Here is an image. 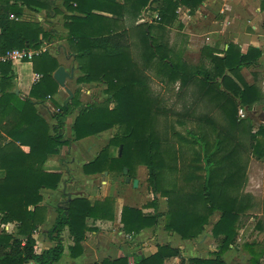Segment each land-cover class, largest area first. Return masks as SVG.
Here are the masks:
<instances>
[{
    "label": "trees",
    "instance_id": "16d2710c",
    "mask_svg": "<svg viewBox=\"0 0 264 264\" xmlns=\"http://www.w3.org/2000/svg\"><path fill=\"white\" fill-rule=\"evenodd\" d=\"M61 1L65 8L84 14L67 16L64 24L68 28L70 52L80 72L75 84L101 85L105 99L82 105L74 91L71 98L58 104L52 98L59 90L53 73L60 64L48 52L23 61L31 63L33 72L39 76L27 95L16 88L13 64L0 61V224L13 225L10 233L0 231V264L58 262L65 250L60 241L64 230L72 241L67 248L68 256L76 259L83 253L81 243L86 234L96 230L87 225V219L114 220L113 198L91 203L80 195L68 200V194L64 193L56 208L55 222L47 233L55 245L41 253L35 251L33 235L46 220L41 192L58 189L61 180L60 173L43 169L48 156L58 155L63 146L72 142L113 128L116 133L109 138L108 145L82 166V173L123 176L122 170L126 168L128 177L136 166L147 169V187L153 197L142 209L122 207V234L134 238L143 229L156 227L164 218L165 232L177 235L182 241H194L217 214L210 228L215 251L209 258L193 257L187 262L227 264L223 255L237 247L240 219L252 207L250 196L242 191L246 179L245 157L251 154L257 160L264 159V124L258 125L256 132L252 130L254 106L260 103L261 95L240 74L241 69L258 65L261 51L249 47L242 53L238 46L229 43L226 49L202 48L209 68L182 62L156 34L174 25L180 8L193 14L206 0H121V4L120 0ZM259 7L264 12V0H260ZM148 8L159 19L152 24H137L140 14ZM24 10L44 11L47 19L60 13L55 0H0V58L9 50L37 49L55 38V32L49 29L52 23L46 22L47 29L40 22L24 20ZM95 11L126 17L133 26L119 31L116 20ZM111 23L115 24L105 27ZM100 25H103L100 31H79L81 27ZM133 40L138 43L142 68L131 54ZM148 65L166 80L178 81L180 88L192 84L199 96L216 101L226 126H216L209 116L195 118L190 110L183 117L194 118L198 125L185 129L184 135L167 122L161 126L159 118L166 111L149 88L144 72ZM47 101L56 109L52 126L36 109ZM238 108L245 110V118H238ZM75 111L71 136L67 138L61 119ZM176 124L184 125L181 117ZM109 146H121L120 155L109 158ZM158 196L166 200L165 212L159 211ZM143 209L152 212L144 213ZM243 248L250 258L246 263L236 264H259L261 253L252 244ZM133 257L132 264H165L172 258H179V264L185 263L182 250L168 243L157 244L151 255L135 253ZM92 264H129V256L104 258Z\"/></svg>",
    "mask_w": 264,
    "mask_h": 264
},
{
    "label": "crops",
    "instance_id": "0c3cea01",
    "mask_svg": "<svg viewBox=\"0 0 264 264\" xmlns=\"http://www.w3.org/2000/svg\"><path fill=\"white\" fill-rule=\"evenodd\" d=\"M55 2L59 5L60 13L54 18L47 19L44 11L35 13L29 10H24L23 19L40 22L47 29L49 24L46 22L52 23V26L49 27V29L55 32V38L53 37L48 44V53H50L51 56H53L60 66H63L66 71L69 68H73V75L68 77L65 81V85L70 91L72 87L76 86L75 80L80 73L77 69L76 62L73 59L74 57L70 52V46L67 41L68 28L64 26L65 17L72 15L82 17L84 14L65 8L62 6L61 0H55ZM121 2L122 1L120 0V4ZM259 4L260 0H206L193 14H190L188 10L183 8L181 12L184 13H182L183 15L178 17V19H180L182 24L181 33L184 35L182 36L184 38L179 42L176 53L177 55H180L182 50L186 51L187 48L190 47V44L187 42L194 38L202 39L203 42L207 44L206 46L224 49L227 48L229 43H232L238 46L242 53H246L249 47L259 49L261 51V57L258 61V65L255 67L243 68L241 69L240 74L248 85H255L260 92V103L255 105L254 109L260 107L264 110V12L260 11ZM71 7L74 8L75 3H72ZM150 8L140 14L137 24L142 23V17L154 13ZM94 13L116 20L117 29L119 31L122 29H128V19L126 17H112L108 13H100L97 11ZM112 24L115 23L107 24L105 27ZM102 28L103 25L97 27H81L79 31H100ZM134 41L136 42V40H133V43H135ZM135 44H137V42ZM138 60H140L139 50ZM13 72L15 75L14 82L16 88L22 94L27 95L31 86L37 80V75L33 72L31 63L18 62L13 64ZM99 90L102 91V87L96 83L84 84L80 86V92H85L88 95L91 93L94 94ZM52 98L58 104L62 105L68 98V94L59 87L58 93ZM96 103H99V100H96ZM36 109L49 123V125L52 126L55 124L53 115L55 114L56 109L49 101H47L45 105H38ZM75 115L76 111L71 116L61 119V122L64 125V134L67 138H70L71 136L70 128L74 122ZM262 120H264V115L261 122ZM112 130L113 133L110 137L116 133L115 128ZM101 135L89 136L76 142H72L69 146H63L58 155L48 156L46 162L44 163L43 169L50 173H60L61 180L58 185V189L42 190L41 192L43 198L41 204L46 208V220L42 225H40L38 230L33 235L36 242V253H41L44 250L54 247L55 245V242L48 238L47 233L55 222L57 217L56 208L58 203L61 201L62 194L65 193L70 196V199L80 195L86 197L91 203L94 201H101L106 197H111L115 200V218L113 221L97 222H92V220L87 219V225L95 228L96 230L86 234V239L81 243L83 253L76 259H72L68 256L67 248L72 245V241L68 236L67 231L64 230L60 237V241L65 248L64 254L60 260L54 264H92L94 262L101 261L104 258L115 259L122 255H128L129 261H134L133 254L135 253H138L139 255L143 254L144 256L153 254L156 251V246H151L150 243L155 240L162 239L164 236L171 238V241L167 242L168 244L172 247L176 246L182 250V258L185 261L184 264H189L187 260L193 257L209 258L207 255L204 256L194 253L195 251L204 252L207 248L210 252L215 251L216 246L213 248L209 243L210 240L214 241L210 234H207V236L206 234H203V236H199L198 239L194 241H182L177 235H169L163 230L164 218L159 220L156 227L143 229L134 238H129L128 236L122 234L120 231V213L122 207L130 206L138 209H142V207H137L135 199L132 200L131 204V201L128 199L125 201L123 198L119 201L115 197V184L116 179L118 178L115 174L101 173L87 176L82 173V166L95 159L98 153L108 145L110 137L105 138L104 135V137ZM62 153H64L65 158L61 157ZM107 153L109 158H115L119 156V148L109 146ZM246 175H249V171L248 173L246 172ZM98 182H100L102 186H100ZM250 184L251 187L255 184L252 177L250 178ZM247 187H250V185ZM131 196L132 194L129 193L124 195V197ZM119 202L122 203L120 204ZM158 207L160 212H165V209H167L164 206L162 198L158 201ZM143 212L151 213L152 210L143 209ZM1 229L10 233L13 229V225L0 224V231ZM176 241H179V244L172 245ZM156 243L162 245L161 242ZM163 244H166V242ZM235 250H239L238 244L237 247L231 249L223 255V259L227 264H229L227 262V257L230 254H233ZM175 261H179V258L169 259L165 264H174Z\"/></svg>",
    "mask_w": 264,
    "mask_h": 264
},
{
    "label": "rangeland",
    "instance_id": "374dc122",
    "mask_svg": "<svg viewBox=\"0 0 264 264\" xmlns=\"http://www.w3.org/2000/svg\"><path fill=\"white\" fill-rule=\"evenodd\" d=\"M183 8L178 10V17H181L184 12H181ZM145 11V10H144ZM181 12V13H180ZM156 12L153 14L146 15L142 17V22H146L148 24H152ZM128 29L133 26L132 20L128 19ZM182 24L180 19H178L174 25L170 28H165L161 32H157L156 36L159 35L161 37L163 43L172 49L174 53L177 55V46L184 36L182 33ZM133 42V41H132ZM135 42V41H134ZM137 42V41H136ZM135 42V43H136ZM206 42V41H205ZM134 43V44H135ZM190 44V47L187 50H182L181 54L179 55L182 62H184L188 66H196V67H205L209 68L210 63L205 59L204 55H202L201 50L207 44L203 42L202 39L194 38L191 41L187 42ZM211 46V45H210ZM138 43L133 45L131 48V54L137 63H139L140 67L142 68L141 59L138 60ZM72 69V70H71ZM67 69L69 76L73 75V68ZM149 88L152 92V95L158 99L159 106L166 111V114L159 118V123L163 126L166 122L174 126L175 130L180 132L181 134H185V129H194L198 125L194 118L184 116L183 114L185 111L190 110L192 114H195L194 117L198 116H209L212 119V122L215 123L218 127L226 126V121L224 115L221 113L220 108L218 107L216 101H210L206 96H199L197 94V88L194 85H188L185 88L179 87V82H170L159 75L156 69L152 65H148L144 70ZM80 73V72H79ZM80 76V75H79ZM102 87V91H98L94 94H86L85 92H80V86H74L70 91L73 93L76 91L79 94L80 102L83 105L91 104L92 102L96 103V100L99 102L104 101L105 95L103 93L104 87ZM264 110L263 108H255L253 110L252 116L254 117V122L252 123V130L256 132L258 125L264 124L263 118ZM178 117L182 118L183 126L176 124ZM116 130V128H115ZM113 133V130L107 131L106 133H102V137L109 138ZM106 134V135H105ZM115 134V133H114ZM104 135V136H103ZM186 150V146L184 147ZM186 155H190V152H185ZM248 156L245 157L246 162V172L249 175L245 176V181L243 184L242 191L250 196V201L252 203V207L248 211L247 215L241 217L240 225H239V235H238V249L230 254L227 257V262L229 264H236V263H246L250 258L249 252L244 249L245 244H252L253 249L257 251V253H261L259 264H264V159L257 160L255 157L250 156L251 154H247ZM61 157L65 158L64 153L61 154ZM63 159V158H62ZM123 175V170H122ZM116 184H115V197L120 201L124 198L131 201L135 199V204L137 207H143L144 204L149 202L152 199V193L150 192L149 188L147 187V169L145 166H136L133 171L131 172L130 182H125V177L117 176ZM255 181L253 187L250 184V178ZM138 180V187L134 188L132 186V181ZM101 181V180H100ZM100 186V182H98ZM250 185V187H247ZM253 185V183H252ZM248 192V193H247ZM127 193L132 194L131 197H124ZM254 194V195H253ZM162 197L158 196V201L161 200ZM164 201V206H166L165 198H162ZM120 204L122 202H119ZM166 210V209H165ZM218 218L217 214H214L210 220L209 224L204 228L203 234H210L211 226L216 222ZM10 230V229H9ZM177 240V239H176ZM171 241L170 237H163L162 239L155 240L151 242V246H156V242L167 243ZM173 241V240H172ZM211 247L216 246L215 241L210 240ZM179 244V241L174 242L172 245ZM208 245V244H207ZM206 245V246H207ZM176 247V246H174ZM206 248V247H205ZM210 251L208 248L204 252H196L194 254L198 255H210ZM174 264H179V261H175Z\"/></svg>",
    "mask_w": 264,
    "mask_h": 264
},
{
    "label": "built area",
    "instance_id": "2783aa9c",
    "mask_svg": "<svg viewBox=\"0 0 264 264\" xmlns=\"http://www.w3.org/2000/svg\"><path fill=\"white\" fill-rule=\"evenodd\" d=\"M154 19H159L157 14H155ZM143 21V20H142ZM42 52H49V45L46 43H43L39 48L37 49H13L7 51L1 58L0 61L3 62H11L12 64H16L18 62H23L24 60L30 61L33 56H36ZM39 76H36V79H38ZM238 118L243 119L246 116L245 110L243 108H238L237 111ZM133 261H129V264H132Z\"/></svg>",
    "mask_w": 264,
    "mask_h": 264
},
{
    "label": "water",
    "instance_id": "95a60500",
    "mask_svg": "<svg viewBox=\"0 0 264 264\" xmlns=\"http://www.w3.org/2000/svg\"><path fill=\"white\" fill-rule=\"evenodd\" d=\"M69 73L64 69L63 66H59L56 71L53 73V79L55 80V82L58 84V86L60 88H62L67 94H68V98L72 97V93L69 91V89L66 87L65 85V81L66 79H68ZM121 152V146L119 147V155ZM128 171L126 168L123 169V175L125 177V183H129L130 182V178L127 177ZM132 186L134 188L138 187V180H133L132 181ZM68 200L70 199V196L68 195Z\"/></svg>",
    "mask_w": 264,
    "mask_h": 264
}]
</instances>
